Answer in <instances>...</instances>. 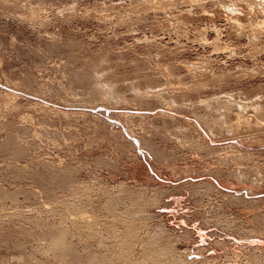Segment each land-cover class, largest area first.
Here are the masks:
<instances>
[{"label": "rangeland", "instance_id": "rangeland-1", "mask_svg": "<svg viewBox=\"0 0 264 264\" xmlns=\"http://www.w3.org/2000/svg\"><path fill=\"white\" fill-rule=\"evenodd\" d=\"M263 215L264 0H0V264H59L53 229L264 264Z\"/></svg>", "mask_w": 264, "mask_h": 264}, {"label": "bare ground", "instance_id": "bare-ground-1", "mask_svg": "<svg viewBox=\"0 0 264 264\" xmlns=\"http://www.w3.org/2000/svg\"><path fill=\"white\" fill-rule=\"evenodd\" d=\"M96 88L98 89V91H100L104 95H106V94L108 95V93H110L112 91L110 86H108L106 83H103L102 81L96 82ZM258 113L261 114V113H263V111L258 109ZM242 118H243V115H242V113H240L238 115V120L240 121V120H242ZM251 118L252 117H250L248 119L251 120ZM244 121H245V119H244ZM97 207H99V206H97ZM84 221H85V223L89 222L85 218H84ZM51 240H52L53 249L61 254V259L59 261V264H65L68 261L75 262V264H80L79 263L80 256L78 255V253L73 248L69 247L68 242H67V234L64 231L53 229L51 231ZM143 249H144V247H143ZM167 250H168V245H166V244L164 245V247L160 248V247L156 246L155 244L149 243L148 246L145 248V254H146L148 260L142 261L140 264H161L160 261L162 260V258L166 254ZM131 257H132V254H131ZM136 259L138 260V258H136ZM131 260H132V258L131 259L126 258V255H125V257L120 258V261L123 262L124 264H132ZM88 261L91 264H112L109 259L102 257V256H97V255L90 256L88 258Z\"/></svg>", "mask_w": 264, "mask_h": 264}]
</instances>
